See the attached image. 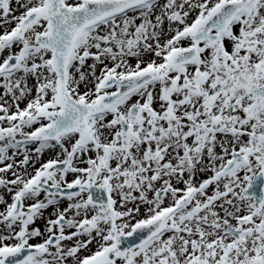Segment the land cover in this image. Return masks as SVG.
<instances>
[{"label":"snow or ice","instance_id":"obj_1","mask_svg":"<svg viewBox=\"0 0 264 264\" xmlns=\"http://www.w3.org/2000/svg\"><path fill=\"white\" fill-rule=\"evenodd\" d=\"M0 264H264V0H0Z\"/></svg>","mask_w":264,"mask_h":264},{"label":"rangeland","instance_id":"obj_2","mask_svg":"<svg viewBox=\"0 0 264 264\" xmlns=\"http://www.w3.org/2000/svg\"><path fill=\"white\" fill-rule=\"evenodd\" d=\"M13 7H16L15 5V2H13ZM133 63L135 61H132ZM88 63H91V61H88ZM21 107H23V104H21ZM35 147V146H33ZM53 153L51 152H45V154L43 155V157L41 158L42 160H46L49 158V156H51ZM39 165H37L38 167ZM69 179H72V176L69 175ZM10 199V198H9ZM51 212V209H49L48 211L45 212V216H48V214ZM36 226L37 227H40L41 229H43V226H44V220H38L37 223H36Z\"/></svg>","mask_w":264,"mask_h":264}]
</instances>
